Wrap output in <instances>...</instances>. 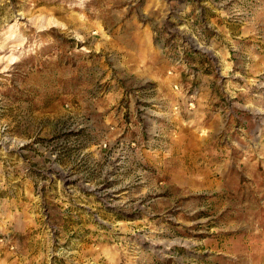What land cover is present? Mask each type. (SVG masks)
Wrapping results in <instances>:
<instances>
[{
	"label": "rangeland",
	"instance_id": "obj_1",
	"mask_svg": "<svg viewBox=\"0 0 264 264\" xmlns=\"http://www.w3.org/2000/svg\"><path fill=\"white\" fill-rule=\"evenodd\" d=\"M0 264H264V0H0Z\"/></svg>",
	"mask_w": 264,
	"mask_h": 264
}]
</instances>
